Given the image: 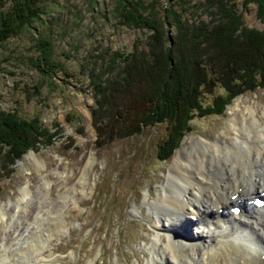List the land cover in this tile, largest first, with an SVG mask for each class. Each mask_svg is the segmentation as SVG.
<instances>
[{
    "label": "rangeland",
    "instance_id": "374dc122",
    "mask_svg": "<svg viewBox=\"0 0 264 264\" xmlns=\"http://www.w3.org/2000/svg\"><path fill=\"white\" fill-rule=\"evenodd\" d=\"M229 1L245 25L264 27L254 2ZM9 2L0 0V10ZM38 3L40 17L0 43V110L36 116L55 134L51 143L29 149L8 166L6 175L3 166L0 264L146 263L158 234L152 205L162 195L172 166L183 154L200 149L203 140L230 143L233 110L254 106L264 119V87L238 94L220 113L194 116L191 129L163 159L158 157L157 144L167 133L166 122L146 125L127 136L97 138L89 73L108 71L106 65L115 52L120 55L114 61L118 67L124 54L147 51L152 33L127 22L123 11L133 6L154 17L162 23L166 38L173 39V16L206 20L208 0ZM44 37L51 40L52 59L59 64L53 69L40 59L37 39ZM221 92L223 88L216 86L203 98L209 102Z\"/></svg>",
    "mask_w": 264,
    "mask_h": 264
},
{
    "label": "trees",
    "instance_id": "16d2710c",
    "mask_svg": "<svg viewBox=\"0 0 264 264\" xmlns=\"http://www.w3.org/2000/svg\"><path fill=\"white\" fill-rule=\"evenodd\" d=\"M5 2V0H2ZM39 0H10L0 10V43L40 17ZM229 0H208V19H180L174 15L175 36H165L162 23L142 15L133 6L123 11L127 22L152 30L147 51L134 49L117 52L109 60L108 71L92 70L90 84L96 107L91 110L97 138L127 136L146 125L168 124L167 133L157 144L158 157L171 155L182 136L191 129L194 116L220 113L235 96L245 90L264 87V27H249ZM254 2L256 14L264 23V0ZM40 59L50 69L51 40L38 38ZM103 67V65H101ZM116 68V69H115ZM111 73L106 75V73ZM216 93L206 102L204 93ZM55 132L36 117L19 116L15 111L0 110V177L8 166L26 151L52 142Z\"/></svg>",
    "mask_w": 264,
    "mask_h": 264
},
{
    "label": "bare ground",
    "instance_id": "6f19581e",
    "mask_svg": "<svg viewBox=\"0 0 264 264\" xmlns=\"http://www.w3.org/2000/svg\"><path fill=\"white\" fill-rule=\"evenodd\" d=\"M233 112L230 143L203 140L172 166L141 264H264V208L246 202L264 192V119L250 105Z\"/></svg>",
    "mask_w": 264,
    "mask_h": 264
}]
</instances>
